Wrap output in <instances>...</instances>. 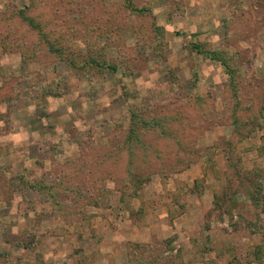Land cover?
I'll list each match as a JSON object with an SVG mask.
<instances>
[{
	"label": "rangeland",
	"instance_id": "obj_1",
	"mask_svg": "<svg viewBox=\"0 0 264 264\" xmlns=\"http://www.w3.org/2000/svg\"><path fill=\"white\" fill-rule=\"evenodd\" d=\"M0 264H264V0H0Z\"/></svg>",
	"mask_w": 264,
	"mask_h": 264
},
{
	"label": "trees",
	"instance_id": "obj_2",
	"mask_svg": "<svg viewBox=\"0 0 264 264\" xmlns=\"http://www.w3.org/2000/svg\"><path fill=\"white\" fill-rule=\"evenodd\" d=\"M21 17L24 18L22 15ZM192 47L193 49H197V53L202 54L203 58H209L210 60L219 59L218 56H216L217 53L212 54L211 52H208V50H202L201 45L199 44H192ZM70 65L74 67L73 62H70ZM91 65L97 67L98 69H104L108 72L117 71L114 66L100 62L94 57H90L86 62H84V67ZM172 120L173 119L171 117L146 116L142 111L131 110L129 114L128 131L126 132V138L123 141V147L125 146L124 148L129 152V154L130 152L132 153L133 150H136L137 152L140 150L144 151L147 148V145L146 142L142 140V136L150 131H155V135L159 138L168 136L174 137L176 129H173ZM177 124L178 126L181 125L180 123ZM131 166H133V163H128L125 170V179H132L134 182H141L138 176L131 174ZM128 177L130 179H128Z\"/></svg>",
	"mask_w": 264,
	"mask_h": 264
}]
</instances>
